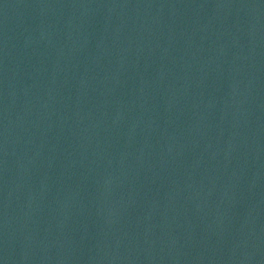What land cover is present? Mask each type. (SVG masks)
<instances>
[{"label": "water", "instance_id": "1", "mask_svg": "<svg viewBox=\"0 0 264 264\" xmlns=\"http://www.w3.org/2000/svg\"><path fill=\"white\" fill-rule=\"evenodd\" d=\"M0 264H264V0H0Z\"/></svg>", "mask_w": 264, "mask_h": 264}]
</instances>
